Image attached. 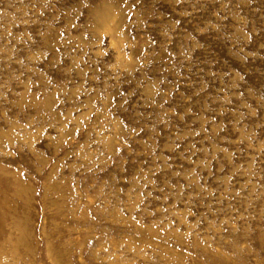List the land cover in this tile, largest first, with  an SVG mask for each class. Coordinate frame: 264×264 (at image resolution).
Wrapping results in <instances>:
<instances>
[{
    "label": "rangeland",
    "instance_id": "obj_1",
    "mask_svg": "<svg viewBox=\"0 0 264 264\" xmlns=\"http://www.w3.org/2000/svg\"><path fill=\"white\" fill-rule=\"evenodd\" d=\"M0 264H264V0H0Z\"/></svg>",
    "mask_w": 264,
    "mask_h": 264
}]
</instances>
